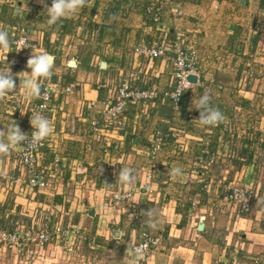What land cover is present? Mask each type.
I'll return each mask as SVG.
<instances>
[{
	"label": "crops",
	"instance_id": "1",
	"mask_svg": "<svg viewBox=\"0 0 264 264\" xmlns=\"http://www.w3.org/2000/svg\"><path fill=\"white\" fill-rule=\"evenodd\" d=\"M175 2L178 16L165 0H86L76 15L49 26L44 9L51 0H0V29L8 31L10 45L19 29L27 27L44 43L23 57L41 52L53 57L50 73L59 93L55 110L47 115L53 124L51 140L59 143L66 166L59 194L38 195L27 185L6 193L0 184V201L8 206L16 199L31 209L36 200L66 207L83 241L84 258L68 260L50 243L45 259L33 264H134L132 246L142 230L162 237L149 264H245L254 258L264 264V0ZM152 4L162 7L159 23L147 11ZM177 34L197 50L200 66L198 81L174 107L165 95L172 60L149 59L134 48L169 42ZM85 41L88 46L80 47ZM24 60L10 47L0 50V71L10 70L17 85L0 96V140L13 125L29 133V104L40 102L39 96L26 98L23 88L18 89L23 72L29 71ZM129 72L139 75L140 88L156 85L158 96L150 103L130 100L124 129L94 133L91 120L103 123L102 102L109 87ZM202 95L223 115L215 126L195 120L199 112L192 104ZM91 102L99 107L89 108ZM157 130L164 132L166 142L152 168L148 150ZM53 158L44 147L43 165ZM14 162L13 147L0 153V174L14 171ZM125 167L132 169L135 187H140L135 217L104 205L121 186L118 173ZM176 167L178 175L172 173ZM240 183L251 185L254 194L252 208L244 212L221 196L225 185ZM0 264L24 263L10 251H0Z\"/></svg>",
	"mask_w": 264,
	"mask_h": 264
},
{
	"label": "built area",
	"instance_id": "2",
	"mask_svg": "<svg viewBox=\"0 0 264 264\" xmlns=\"http://www.w3.org/2000/svg\"><path fill=\"white\" fill-rule=\"evenodd\" d=\"M175 1L165 0V4L169 6L173 15L178 16L181 14V10ZM147 11L151 14L155 23L161 21V5L152 4L147 8ZM42 42L41 38L29 34L28 30L21 27L10 48L15 54L23 55L40 50L44 43ZM134 51L149 59L166 57L172 60L174 72L170 89L165 95L174 105H177L192 87V82L188 79L189 75H199L200 59L197 50L194 47L185 45L180 34L177 35L176 40L173 42H155L152 45L140 43L134 48ZM41 85L40 102L29 104L30 116L39 113L46 117L50 122L51 132L39 143H33L31 139L33 129L31 126L24 140L13 147L15 150L14 171L0 174L4 188L8 191L17 185L21 178L23 180L26 179L27 186L31 189L57 188L59 184L64 182V168L66 166L59 154V143L56 140H51L54 132L53 124L47 115L48 112L55 110L53 101L59 93V86L53 81V73H50L46 78H42ZM109 88L108 95L102 102L103 123L101 124L100 120L96 118L91 120V129L94 133L106 134L110 131L124 129V113L129 101L147 102L153 100L159 94L156 85H152L149 88H140L139 75L134 72L123 75L117 80V83ZM71 90L70 86L65 88L66 92ZM88 106L91 109L99 107L97 102H91ZM151 142L153 145L148 150V156L152 163V168H154L157 166L158 153L164 146L162 132L156 131L151 137ZM46 146L54 153V158L50 163L43 165V148ZM119 187L115 191H111L104 199V205L108 208L126 209L135 217L138 213V202L136 199L140 193V187H135L134 182L131 185L121 183ZM76 189L81 191L78 185ZM78 195L79 192L77 193ZM221 196L223 200L236 206L240 212L248 211L252 208L254 194L252 188L247 185H225ZM43 212L41 221H35L34 219L31 222L12 227H0V251H10L24 264H33L37 259H45L44 251L46 247L50 243H55L67 254L68 260L71 257L84 258L80 228L74 223L71 211L69 212L65 208L58 210L53 206H47ZM161 243L162 237L160 235L148 230H142L138 241L132 246V251L141 249V254L138 257L133 256L134 264H149L154 248ZM211 264L225 263L216 261ZM245 264H262V262L259 258H254Z\"/></svg>",
	"mask_w": 264,
	"mask_h": 264
},
{
	"label": "clouds",
	"instance_id": "3",
	"mask_svg": "<svg viewBox=\"0 0 264 264\" xmlns=\"http://www.w3.org/2000/svg\"><path fill=\"white\" fill-rule=\"evenodd\" d=\"M85 3L86 0H51V4L44 9L47 15L46 23L51 26L62 18L76 15ZM9 47V33L6 29H0V50H6ZM52 62V57L47 52L31 55L27 60L26 66L29 71L23 72L26 75L19 80L18 84V89L23 88L26 98H35L40 95L41 80L49 76ZM16 87L10 70L7 73L0 71V96L13 92ZM209 99L207 95H202L192 104L199 112V116L195 120H198L202 126H215L223 119L222 113L209 105ZM30 124L33 129L31 132L33 143H39L51 132L49 120L39 113L30 117ZM25 136L26 134L21 133L17 125L10 126L6 130V138L0 140V153L9 152L12 147L21 143ZM180 172L179 167L172 169L174 175H178ZM118 179L122 184L131 185L135 181V176L132 175V169L125 167L119 171ZM140 254L141 249L133 251L134 257H138Z\"/></svg>",
	"mask_w": 264,
	"mask_h": 264
},
{
	"label": "trees",
	"instance_id": "4",
	"mask_svg": "<svg viewBox=\"0 0 264 264\" xmlns=\"http://www.w3.org/2000/svg\"><path fill=\"white\" fill-rule=\"evenodd\" d=\"M26 30H29V29L27 28ZM177 35L175 36V38H173V40H171L169 42L175 41ZM182 99H183V97H182ZM151 101H147V102H143V103H148V102L150 103ZM181 101L177 105H174L172 102L171 103L174 107H177L181 103ZM157 131H160V130H157ZM154 133H156V131ZM162 137H163V141H164V145H165L166 141H165L164 132H162ZM64 171H65V168H64ZM10 172H12V171H10ZM0 184H1V187L3 188V189H1V187H0V189L3 190L4 192H6V193L15 192L16 193L15 190H17L18 188H21L23 185H27V181H26V179L23 180V178H21L20 182L17 185H15L10 191H8L4 188L3 182ZM63 188H64V182H63V184H59L57 186V188H54V187H48L47 189H36V188H34V189H31V191L32 192H38V195L39 194H46L47 196H55V195L59 194V192H61L63 190ZM74 195L77 197V194H74ZM16 201L17 200L15 199L12 202L13 204L12 205L10 204L8 206L5 205V202L3 204L2 201H0V227H4V228L5 227H12V226L22 224L25 222H31L34 219H35V221H39V220L41 221V219L43 218V214H44L43 210L47 206H53L58 210L61 209V206H59L53 202L43 203L39 200L38 201L36 200V204H35L34 209H31L28 204H24V203H20V202L16 203ZM66 210H67V208H66Z\"/></svg>",
	"mask_w": 264,
	"mask_h": 264
},
{
	"label": "rangeland",
	"instance_id": "5",
	"mask_svg": "<svg viewBox=\"0 0 264 264\" xmlns=\"http://www.w3.org/2000/svg\"><path fill=\"white\" fill-rule=\"evenodd\" d=\"M32 35H34V34H32ZM180 35L182 36V34H180ZM89 41H90V40H89ZM91 42H92V41H90V43H91ZM86 45L88 46L87 41H85L84 43L80 44V47H81V46H85V47H86ZM66 46H68V44H67ZM20 57H21V58H20ZM24 59H26V61H27L29 58H27V57L25 58V57H23V55H18V60H23V61H25ZM173 72H174V71H173ZM119 77H120V76H119ZM169 89H170V88H169ZM229 92H230V91H229ZM226 104H227V106H229L227 102H226ZM258 125H259V124H258ZM262 157H264V156H262ZM261 176H263V172H262V173L260 172V179H261ZM1 183H2V182H1ZM240 185H243V186H244V185H246V184H241V183H240ZM247 186L250 187L251 185H247ZM251 188H252V191H253V187H252V186H251ZM260 189H261V188H260Z\"/></svg>",
	"mask_w": 264,
	"mask_h": 264
},
{
	"label": "water",
	"instance_id": "6",
	"mask_svg": "<svg viewBox=\"0 0 264 264\" xmlns=\"http://www.w3.org/2000/svg\"><path fill=\"white\" fill-rule=\"evenodd\" d=\"M52 57V55H50ZM52 61H53V57H52ZM70 64L74 65L75 61L71 60ZM103 65H105V63H103ZM188 79L192 82V83H196L198 81V76L196 75H189Z\"/></svg>",
	"mask_w": 264,
	"mask_h": 264
}]
</instances>
